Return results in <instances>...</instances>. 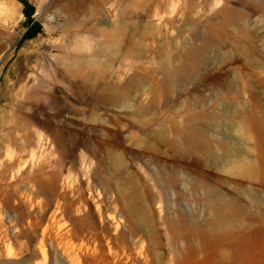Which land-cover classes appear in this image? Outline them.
Returning a JSON list of instances; mask_svg holds the SVG:
<instances>
[{
  "label": "rangeland",
  "instance_id": "obj_1",
  "mask_svg": "<svg viewBox=\"0 0 264 264\" xmlns=\"http://www.w3.org/2000/svg\"><path fill=\"white\" fill-rule=\"evenodd\" d=\"M0 264H264V0H0Z\"/></svg>",
  "mask_w": 264,
  "mask_h": 264
},
{
  "label": "bare ground",
  "instance_id": "obj_2",
  "mask_svg": "<svg viewBox=\"0 0 264 264\" xmlns=\"http://www.w3.org/2000/svg\"><path fill=\"white\" fill-rule=\"evenodd\" d=\"M43 144H44V138H43V134H42V135L38 136V138L36 139L35 143L32 144V146H34V150H36V149L38 150V149L42 148ZM23 149H25V148L23 147ZM41 253H42V256L45 259L46 258V252L45 251H41ZM197 255H199V254H197Z\"/></svg>",
  "mask_w": 264,
  "mask_h": 264
}]
</instances>
